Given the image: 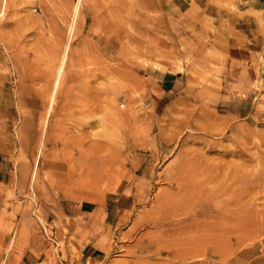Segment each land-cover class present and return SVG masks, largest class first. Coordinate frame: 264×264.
I'll return each mask as SVG.
<instances>
[{"label":"rangeland","instance_id":"obj_1","mask_svg":"<svg viewBox=\"0 0 264 264\" xmlns=\"http://www.w3.org/2000/svg\"><path fill=\"white\" fill-rule=\"evenodd\" d=\"M0 264H264V0H0Z\"/></svg>","mask_w":264,"mask_h":264},{"label":"bare ground","instance_id":"obj_2","mask_svg":"<svg viewBox=\"0 0 264 264\" xmlns=\"http://www.w3.org/2000/svg\"><path fill=\"white\" fill-rule=\"evenodd\" d=\"M221 189H222V188H221ZM221 189H219V190H221ZM219 190H218V191H219ZM224 192H225V191H224ZM174 198H175V197H174ZM211 199H212V198H211ZM200 201H201V202H207L206 200H200ZM200 201L198 200L197 202H200ZM219 213H220V212H219ZM197 215H198L199 217H201V216H207L206 218L209 219V220H211L212 223H216V222H217V220H215V219H217V218H216V215H212V216H211V214H209V213L206 212V213H204L203 215L200 216V213L198 214V213L196 212V213H193L192 216H193V217H198ZM228 215H229V213H227L226 216H228ZM231 217H232V216H231ZM228 218H230V216H228ZM218 221H219V220H218ZM209 222H210V221H209ZM215 227L217 228L218 233H220V234H221V233H224V232L226 233V232L228 231V229L225 228V227H224V229H222L221 227H218V226H215ZM229 228H231V227H229ZM175 247H176V246H175ZM172 248H173V247H172ZM172 248H171V249H172ZM171 249H170V250H171Z\"/></svg>","mask_w":264,"mask_h":264}]
</instances>
